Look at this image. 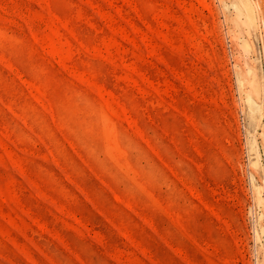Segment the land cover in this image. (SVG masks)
Segmentation results:
<instances>
[{
  "label": "rangeland",
  "instance_id": "374dc122",
  "mask_svg": "<svg viewBox=\"0 0 264 264\" xmlns=\"http://www.w3.org/2000/svg\"><path fill=\"white\" fill-rule=\"evenodd\" d=\"M0 264H264V0H0Z\"/></svg>",
  "mask_w": 264,
  "mask_h": 264
}]
</instances>
